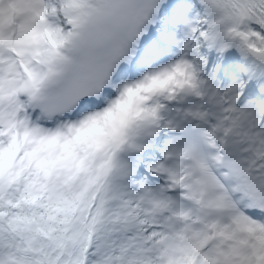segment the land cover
I'll return each mask as SVG.
<instances>
[{
	"label": "snow or ice",
	"instance_id": "1",
	"mask_svg": "<svg viewBox=\"0 0 264 264\" xmlns=\"http://www.w3.org/2000/svg\"><path fill=\"white\" fill-rule=\"evenodd\" d=\"M0 264H264V0H0Z\"/></svg>",
	"mask_w": 264,
	"mask_h": 264
}]
</instances>
